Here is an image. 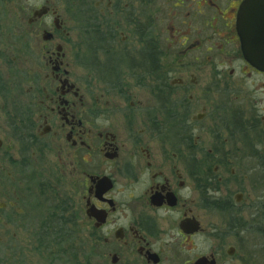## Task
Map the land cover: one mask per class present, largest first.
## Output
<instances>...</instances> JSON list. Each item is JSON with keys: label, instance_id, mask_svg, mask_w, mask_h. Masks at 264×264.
I'll return each instance as SVG.
<instances>
[{"label": "flooded vegetation", "instance_id": "flooded-vegetation-1", "mask_svg": "<svg viewBox=\"0 0 264 264\" xmlns=\"http://www.w3.org/2000/svg\"><path fill=\"white\" fill-rule=\"evenodd\" d=\"M139 1L68 0V27L47 3L17 55L0 43V264L18 262L11 230L37 212L38 187L68 177L84 202L85 264H231L236 248L205 221L223 216L231 237L244 193L220 197V172L231 165L233 183L244 159L264 165V71L241 36L258 32L238 28L244 0ZM143 87L151 105L131 99Z\"/></svg>", "mask_w": 264, "mask_h": 264}, {"label": "rangeland", "instance_id": "rangeland-1", "mask_svg": "<svg viewBox=\"0 0 264 264\" xmlns=\"http://www.w3.org/2000/svg\"><path fill=\"white\" fill-rule=\"evenodd\" d=\"M47 3L58 8L66 27L73 25V12L69 11L68 0H11L8 3L0 1V43L9 44L11 59L17 55L23 42L22 36L26 31L28 17L34 9ZM148 3V0H140L139 6H143L142 10L147 11ZM42 23L45 30L53 27V18L43 19ZM46 24L50 26L46 27ZM38 36L42 38V32ZM22 57V61L27 60L29 65L28 55ZM191 93L194 96L192 103L195 105L196 99L202 93L201 87L197 86ZM256 94L264 99V87ZM133 95L135 96H131V99L141 101L145 106L151 105L155 99V93L146 87L135 91ZM193 109L197 110L195 107ZM235 169L233 183L231 165L228 171L220 172L226 179L225 182L228 181L225 186L221 185L220 197L226 196L231 189L244 193L243 200L237 205V212L231 220L237 225V229L231 230V237L228 236L227 220L223 216L215 215L207 216L205 227L218 228L227 235L225 238L228 244L236 248L235 254L231 256V264H264V165H259L258 158L248 157ZM40 178H43L41 172L39 180ZM64 181L65 184L53 193L46 191L44 187H38L39 192L33 196L38 208L37 212L33 211L34 219L27 216L28 219L23 221L22 226L12 228L11 231L17 233V239L10 243L12 248L18 251L17 264H85L89 254L88 226L83 211L82 193L73 189L69 177ZM62 207L66 208L64 212L60 210ZM55 209L58 219H52L59 220L55 233L58 235H48L46 232L49 230L45 231L43 227L48 223V228L53 229L52 222L47 221V218ZM75 211L77 216L74 215ZM41 230L45 235L38 236ZM221 232L220 234H223Z\"/></svg>", "mask_w": 264, "mask_h": 264}, {"label": "water", "instance_id": "water-1", "mask_svg": "<svg viewBox=\"0 0 264 264\" xmlns=\"http://www.w3.org/2000/svg\"><path fill=\"white\" fill-rule=\"evenodd\" d=\"M46 11V8H42L35 14L42 15ZM237 23L241 32H258L253 37L241 34L243 50L247 61L264 71V0H244L240 5ZM46 37H49V34H46ZM232 252L233 248L231 254Z\"/></svg>", "mask_w": 264, "mask_h": 264}]
</instances>
